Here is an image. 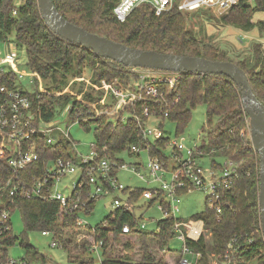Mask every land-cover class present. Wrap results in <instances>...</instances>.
Returning <instances> with one entry per match:
<instances>
[{"label": "trees", "instance_id": "1", "mask_svg": "<svg viewBox=\"0 0 264 264\" xmlns=\"http://www.w3.org/2000/svg\"><path fill=\"white\" fill-rule=\"evenodd\" d=\"M179 1L175 0L171 9L159 15L155 13L152 5L142 4L124 22H120L113 13V8L119 0H53L67 20L129 46L234 62L246 72L255 94L264 104L262 43L254 42L249 56L234 57L219 44L202 40L200 34L191 28L192 17L196 12L201 13L204 10L193 14L184 13L178 9ZM260 9L263 10L262 5ZM255 13V8L241 2L223 16V21L249 30L256 24L252 20ZM257 25L264 32V21H259ZM0 38H12L24 48L29 69L37 72L42 78L47 92L30 91L28 94L34 109L44 119L55 118L70 104L69 117L72 120L79 118L80 124L87 130L91 129V126L95 127L94 149L97 159L109 157L125 161V154L132 156L130 149L133 144L139 145L141 150L150 145L151 155L167 159L166 145L170 137L146 142L140 127L132 117L126 122L118 119V122L114 123L111 116L103 114L87 122L83 121L89 106L102 98L103 91H96L91 86L84 89V86L80 85L72 94L56 95L72 78L83 77L86 67L91 70V81L96 84L112 81L116 77L126 80V69L130 67L102 58L90 49L56 35L42 18L38 0H0ZM179 75L180 79L174 88L167 89V86L163 85L166 89V101L157 104L158 113H168L165 120L177 124L178 136L190 122L193 108L204 104L207 120L203 128L205 136L199 146L201 156L211 157L214 168L223 166L215 160L216 157L232 159L237 163L238 171L232 190L226 191V199L231 203V207L224 208L222 213L205 207L195 215L205 220L211 232L210 239L203 240L198 248L203 251L210 248L216 253H223L232 241L234 247L231 250L240 264H264V233L260 223L259 206L260 157L248 141L250 128L248 115L242 105L241 91L236 83L225 75L186 72ZM73 83V88L76 89L78 82ZM125 112L141 115L142 101L136 105L125 106L119 114L123 115ZM46 138L45 135L40 145L42 157H73L69 140L49 145ZM2 165L0 159V168ZM143 190L142 187L131 186L124 192L130 193V197L136 199ZM5 205L10 208L11 214L20 212L26 232L52 230L65 244L76 239L74 218L79 216V208L67 213L61 210L57 200L32 197L6 199ZM95 206L96 202L92 200L84 208V212L90 213ZM126 221L134 224L136 219L127 209L119 208L117 217L102 229L101 236L105 240L107 255L156 260L168 240V235L164 236L163 233L170 230L174 220L160 221V234L156 237L150 236L148 232L137 236L122 234L119 228ZM16 238L17 235L13 236V244ZM29 246L33 251V257L30 258L48 260L44 253L32 245ZM77 258L79 264H94L83 257Z\"/></svg>", "mask_w": 264, "mask_h": 264}, {"label": "built area", "instance_id": "2", "mask_svg": "<svg viewBox=\"0 0 264 264\" xmlns=\"http://www.w3.org/2000/svg\"><path fill=\"white\" fill-rule=\"evenodd\" d=\"M241 2L256 9L264 10V0H180L178 9L183 12H193L201 9L230 10ZM150 4L157 15L171 9L175 0H119L113 8L115 17L124 22L127 17L140 5ZM263 6V10L260 6ZM0 264H56L48 256V260L21 256L14 258L9 249L14 245L13 236L17 235L12 225L10 208L5 205L6 199L13 197L40 198L57 200L61 210L74 211L79 208V216L74 218L76 239L72 243H64L60 236L52 230L41 231L43 235H50L51 247H59L69 253L70 260L78 262V256L94 264H240L234 257V243L231 241L223 253H216L208 248L206 251L198 248L204 240L208 241L211 232L207 228L205 220L195 215L189 219H183L178 215L179 202L183 193L193 190H202L207 193L206 208L222 213L224 208H230L231 203L226 199V191L232 190L238 177L237 163L227 159L222 168L206 169L201 162L199 144L188 147L185 142L173 140L166 135L163 124L168 113H158L157 104L165 100V88L176 86L180 79V73L142 67H130L132 77H136L134 83L121 87L119 83L103 82L92 83L96 91H103L102 98L89 106L83 121L87 122L93 115H109L126 122L124 115H119L127 105H136L142 101V113L132 114L142 131L146 142H154L156 139L170 137L166 145L167 159L159 155H151L150 145L145 148L148 154L146 168L148 176L139 170L140 162L133 163L132 167L126 161L113 158L97 159L94 143L91 144L90 154L81 155L74 151L75 143L72 141L70 130H65L61 125L64 116L72 123L79 122V118L72 120L69 117L70 104L51 120L44 119L38 113L32 103L28 92L29 88L23 84L26 76H40L37 72L28 73L20 69L22 60L18 56L19 45L14 39H1L0 45ZM129 69V70H130ZM84 79V78H81ZM90 82L89 80H87ZM91 83V82H90ZM163 86V87H162ZM43 91V90H41ZM177 100V99H176ZM109 101H113V108L109 111L103 109ZM101 105L102 108H98ZM105 108V107H104ZM155 118L160 121L156 127L149 124V120ZM80 123V122H79ZM250 128V125H249ZM47 136L49 145H54L62 140H69V149L72 158L42 157L40 145L42 139ZM141 148L133 144L130 149L132 156L139 157ZM131 169L140 178L155 185L144 188L142 193L132 199L130 193L124 192L127 187L120 182L118 174L121 170ZM78 174V179L72 180L67 186L71 188L69 194L58 190L60 181L66 177L72 178ZM110 195L113 209L102 221L100 226H92L82 217L84 208L88 203L97 201ZM143 199V200H142ZM141 200L143 202H141ZM125 208L136 222L126 221L120 226L122 234L137 236L148 232L156 237L160 234L159 223L162 220L173 219L170 230L163 233L168 235L158 258L154 261H146L136 258L113 257L107 255L106 244L101 236L102 229L117 217V209ZM157 210L160 217L156 218L150 210ZM68 213V212H67ZM149 215L148 217H146ZM148 222L155 224V228L149 227ZM181 241L180 248H172L173 240ZM78 251H73V247ZM77 255V257H74Z\"/></svg>", "mask_w": 264, "mask_h": 264}, {"label": "rangeland", "instance_id": "3", "mask_svg": "<svg viewBox=\"0 0 264 264\" xmlns=\"http://www.w3.org/2000/svg\"><path fill=\"white\" fill-rule=\"evenodd\" d=\"M201 13L196 11L193 12H184L193 14L196 12L195 16L192 17L190 22L191 28L197 33L200 34V37L205 42H215L220 46L227 49L234 57L237 55L240 56H249L252 51V45L254 42L262 43V47L264 48V32L257 25L259 21H264V10L256 11L253 16V22H255V26L249 30H245L240 27L233 26L231 24L223 21V16L226 15L229 10H219V9H203ZM199 11V10H198ZM1 48H4L5 45L2 43L0 45ZM18 56L22 60V64H20V69L22 71H26L31 73L27 62L28 56L26 50L21 46L18 47ZM87 68V69H86ZM86 71L83 77H74L68 83V85L61 91L57 92L56 95H61L64 93L72 94L76 92L80 85L84 86V89L92 86L91 70L86 67ZM126 80H122L120 77L114 78L112 81H106L107 83H119V86L124 87L128 86L129 82L134 83L136 77H132V69H126ZM124 72V71H123ZM122 73V71H121ZM84 78V79H81ZM89 80L90 82H88ZM23 84L29 88L31 92H38L43 90V92H47L44 88L43 80L40 76H26L23 78ZM77 81L78 84L76 89L73 88V82ZM84 82V84L80 83ZM103 83V82H102ZM169 87L167 86V89ZM166 90V89H165ZM102 91V90H101ZM113 101H109V105L103 106V109H108L109 111L113 108ZM98 108H102L101 105H97ZM105 107V108H104ZM120 115V114H119ZM123 115L128 119L132 117V113L125 112ZM100 116V115H99ZM97 115H93L92 118L99 117ZM61 118V125L65 130H70L72 141L76 144L74 147V151L76 154L86 155L90 154L92 148L91 144L96 140V132L95 127L91 126V129H86V127L79 122L72 123L70 120L66 119L64 116ZM111 120L114 123L118 122V118L112 117ZM206 106L204 104H199L192 110V118L186 128L177 136V124L171 120L166 119L164 121L163 127L166 131V135L170 136L173 140L179 139L188 147H193L195 144L201 145L202 140L204 139L205 133L203 132V128L206 125ZM249 121V117L247 118ZM149 124L152 127H156L160 124V121L151 118L149 120ZM250 137V135H249ZM125 161L130 167H132L133 163L140 162L142 165L139 170L142 174L148 175V170L146 168V163L148 160V154L145 150L141 151L139 157L130 156L128 154L124 155ZM215 160L222 165L225 164L226 160L223 157H216ZM201 162L206 169L212 168V158L208 155H204L201 157ZM79 177L78 174H75L70 177H66L62 181H60L58 185V190L61 192L69 194L71 192V188L67 185L70 184L72 180H77ZM120 182L125 186H135L142 188H149L152 185L148 183L146 180L140 178L135 172L131 169L121 170L118 174ZM206 196L207 193L202 190H193L189 193H183L181 195V201L179 202V213L178 215L183 219L192 218L197 213L201 212L206 206ZM143 200V199H142ZM141 200V202H143ZM112 197L110 195L104 196L97 201L95 208L90 211V213H82V217L85 221L89 222L92 226L96 227L102 223V221L110 214L112 211ZM151 214L156 218L160 217V213L157 210H150ZM12 225L13 229L17 234V238L15 244L9 249V253L12 257L17 258L21 256L33 257L32 248L29 245H32L40 252L44 253L46 256L50 258L56 264H79L76 261H71L69 258V253L61 248L51 247V236L43 235L41 231H27L25 230L23 218L19 211L12 213ZM147 215L146 217H148ZM148 226L155 228V224L148 222ZM27 245V246H26ZM172 248H180L181 241L175 239L170 243ZM73 251H78V247H73ZM34 250V249H33ZM75 255L74 257H76ZM254 264V263H251Z\"/></svg>", "mask_w": 264, "mask_h": 264}, {"label": "water", "instance_id": "4", "mask_svg": "<svg viewBox=\"0 0 264 264\" xmlns=\"http://www.w3.org/2000/svg\"><path fill=\"white\" fill-rule=\"evenodd\" d=\"M46 25L61 38L90 49L102 58L127 67H142L179 73L225 75L239 87L242 105L249 117L250 138L260 157V223L264 233V104L255 94L246 72L231 61L212 60L193 55H180L129 46L106 36L93 33L67 20L53 0H38Z\"/></svg>", "mask_w": 264, "mask_h": 264}]
</instances>
